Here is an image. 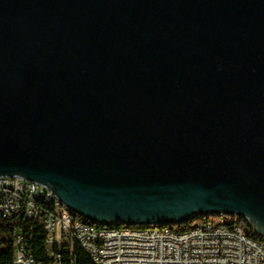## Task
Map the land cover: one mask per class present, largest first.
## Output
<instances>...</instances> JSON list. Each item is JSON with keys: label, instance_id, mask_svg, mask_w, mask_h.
Returning a JSON list of instances; mask_svg holds the SVG:
<instances>
[{"label": "water", "instance_id": "1", "mask_svg": "<svg viewBox=\"0 0 264 264\" xmlns=\"http://www.w3.org/2000/svg\"><path fill=\"white\" fill-rule=\"evenodd\" d=\"M0 175L94 223L264 237V0H0Z\"/></svg>", "mask_w": 264, "mask_h": 264}, {"label": "built area", "instance_id": "2", "mask_svg": "<svg viewBox=\"0 0 264 264\" xmlns=\"http://www.w3.org/2000/svg\"><path fill=\"white\" fill-rule=\"evenodd\" d=\"M0 213H21L45 231L46 260L27 249L32 230L6 233L12 246L9 264H76L75 243L95 264H264L263 243L236 222L207 220L179 230L155 223H89L49 187L14 175H0Z\"/></svg>", "mask_w": 264, "mask_h": 264}, {"label": "trees", "instance_id": "3", "mask_svg": "<svg viewBox=\"0 0 264 264\" xmlns=\"http://www.w3.org/2000/svg\"><path fill=\"white\" fill-rule=\"evenodd\" d=\"M74 213L86 222H93L92 219L86 217L85 215L76 213L75 211ZM207 220L213 222H219L220 220H223L225 223L236 222L243 228V230L247 234L258 239L264 245V237L260 235L257 231H255L251 224L247 221V219L240 214H224L222 216H219V214H204L192 218H187L180 222H169L159 224H166L173 229L179 230L205 222ZM96 223L99 225H103L99 222ZM109 225L119 224L113 223ZM18 228H22L24 230H32L33 232L32 237L27 238L28 251L32 253V255L37 259H48V254L46 252L45 246V231L38 220L28 218L21 213L13 214L12 216H3L0 213V264H9L12 256L11 241L9 240V238L5 237V234L12 232ZM72 254L75 257L76 264H95L88 255V253L78 243L74 244Z\"/></svg>", "mask_w": 264, "mask_h": 264}, {"label": "rangeland", "instance_id": "4", "mask_svg": "<svg viewBox=\"0 0 264 264\" xmlns=\"http://www.w3.org/2000/svg\"><path fill=\"white\" fill-rule=\"evenodd\" d=\"M224 214H219V216H222ZM218 218H221V217H218ZM122 225H138V224H128L127 222H122L121 223Z\"/></svg>", "mask_w": 264, "mask_h": 264}]
</instances>
